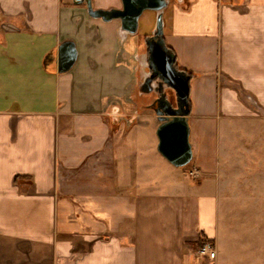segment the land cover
Listing matches in <instances>:
<instances>
[{"label": "crops", "instance_id": "1", "mask_svg": "<svg viewBox=\"0 0 264 264\" xmlns=\"http://www.w3.org/2000/svg\"><path fill=\"white\" fill-rule=\"evenodd\" d=\"M169 23L191 76L189 169L142 126L157 121L143 37L74 0H0V264H264V198L216 177L225 131H264V0H183ZM65 43L77 60L61 73Z\"/></svg>", "mask_w": 264, "mask_h": 264}, {"label": "water", "instance_id": "2", "mask_svg": "<svg viewBox=\"0 0 264 264\" xmlns=\"http://www.w3.org/2000/svg\"><path fill=\"white\" fill-rule=\"evenodd\" d=\"M77 4H85L88 14L104 22L121 21V33L136 35L139 32L140 19L147 11L157 14V27L154 34L146 40L147 52L144 54L145 68L143 81L139 90L141 94L156 93L152 108L157 116L159 127L157 137L159 140V153L174 167L184 168L193 160V148L190 141L191 127L189 116L191 114L189 97L191 76L180 71L176 66V57L166 46L164 13L171 0H122L121 9L102 10L93 7L92 0H74ZM181 2L183 0H177ZM77 60L75 46L65 43L60 50L59 71H69ZM142 65V59L137 57ZM158 84L160 89L153 86ZM166 89H172L177 96L175 107L166 97ZM131 126L130 119H123Z\"/></svg>", "mask_w": 264, "mask_h": 264}, {"label": "rangeland", "instance_id": "3", "mask_svg": "<svg viewBox=\"0 0 264 264\" xmlns=\"http://www.w3.org/2000/svg\"><path fill=\"white\" fill-rule=\"evenodd\" d=\"M177 0H171L170 7L164 13L165 35L170 29L171 9ZM220 15L221 12H220ZM157 27V14L152 11H147L140 19L138 37H143L144 41L150 38ZM144 54L138 55L142 59V65L138 61L139 72H144ZM142 81V79H141ZM166 97L171 103L177 106V96L174 90L166 89ZM147 96L148 103H152L157 98V94L144 95ZM264 93L261 95V98ZM142 125L146 129H158L156 119H141ZM158 124V125H157ZM241 127L239 123L236 125ZM251 132V133H250ZM253 134V135H252ZM156 135V132H155ZM156 139V136H155ZM222 153L219 159V169L216 177L221 183L222 192L227 195H239L241 200H247V197L260 196L264 198V131H225L221 138ZM191 164L184 168L189 169ZM192 175V174H191ZM198 175L196 174L195 177ZM193 177V175H192ZM238 209L247 210L251 206L252 201L237 202ZM260 204L264 205V202ZM262 219L260 220L261 223ZM206 243L200 241V246L197 250Z\"/></svg>", "mask_w": 264, "mask_h": 264}, {"label": "built area", "instance_id": "4", "mask_svg": "<svg viewBox=\"0 0 264 264\" xmlns=\"http://www.w3.org/2000/svg\"><path fill=\"white\" fill-rule=\"evenodd\" d=\"M216 254V249L209 241H207L198 251V256L202 258H209L211 260L216 258Z\"/></svg>", "mask_w": 264, "mask_h": 264}, {"label": "flooded vegetation", "instance_id": "5", "mask_svg": "<svg viewBox=\"0 0 264 264\" xmlns=\"http://www.w3.org/2000/svg\"><path fill=\"white\" fill-rule=\"evenodd\" d=\"M153 87H154L155 89H160V88H161V86H159L158 84H155Z\"/></svg>", "mask_w": 264, "mask_h": 264}, {"label": "trees", "instance_id": "6", "mask_svg": "<svg viewBox=\"0 0 264 264\" xmlns=\"http://www.w3.org/2000/svg\"><path fill=\"white\" fill-rule=\"evenodd\" d=\"M172 52V51H171ZM173 53V52H172ZM189 103H190V101H189ZM190 106H191V104H190Z\"/></svg>", "mask_w": 264, "mask_h": 264}]
</instances>
